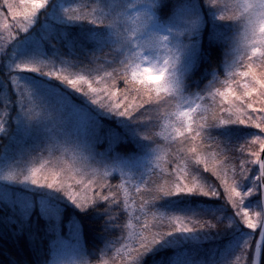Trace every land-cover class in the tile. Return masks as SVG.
Returning <instances> with one entry per match:
<instances>
[{
    "label": "snow or ice",
    "instance_id": "1",
    "mask_svg": "<svg viewBox=\"0 0 264 264\" xmlns=\"http://www.w3.org/2000/svg\"><path fill=\"white\" fill-rule=\"evenodd\" d=\"M66 2L0 3V201L34 240L7 264H264V0Z\"/></svg>",
    "mask_w": 264,
    "mask_h": 264
},
{
    "label": "trees",
    "instance_id": "2",
    "mask_svg": "<svg viewBox=\"0 0 264 264\" xmlns=\"http://www.w3.org/2000/svg\"><path fill=\"white\" fill-rule=\"evenodd\" d=\"M74 1V0H71ZM79 3L84 2V0H78ZM13 3L17 4L14 1ZM89 4L94 3L95 0H87ZM164 4H166L168 7L165 8V12H169L172 10V5L174 0H162ZM3 3V1L1 2ZM68 3H65V6ZM6 10V7L5 9ZM41 24L44 23V17L41 16L40 18ZM23 35V33H21ZM55 43V41H53ZM205 47H207V42L205 40ZM5 50L11 51V48H6ZM105 51H108L105 49ZM212 60L213 62L217 61L218 59H222V50L221 49H213L212 53ZM59 67V65H57ZM203 67H207V65H203L200 69H198L195 73V76H199L201 72L203 71ZM207 81H204L206 83ZM13 91V89H12ZM3 94V89H0V95ZM254 132H259L258 129H253ZM6 138L4 136L0 137V146H2L4 143H6ZM132 145H125L122 147L121 151H130ZM253 150H258L257 146L253 147ZM3 156L2 154H0ZM258 210V209H256ZM79 213V212H78ZM11 215V210L8 208L3 201H0V264H7V261L10 259H20L24 261H30L34 259L33 257V249H34V240L33 238H30L26 234L16 236L13 232V228L15 227L12 223H5V216ZM81 219L82 224V237H83V244L87 247H103V240L101 239V227L100 222L96 219H94L91 216H81L79 217ZM33 220H35V217H32ZM45 226V221L41 220L39 222V228H40V234L43 235ZM118 236V232L115 234ZM53 240L52 235L49 234L48 236H45L43 241L41 243L42 249L46 250L48 252V258L50 254V244ZM213 243H205L203 245H192L190 247H194L192 251L196 248H199L201 251H206L213 247ZM190 245V244H189ZM191 251V253H192ZM172 252V250H168L165 255L170 256L169 254ZM190 253V254H191ZM232 259H235V257H232Z\"/></svg>",
    "mask_w": 264,
    "mask_h": 264
},
{
    "label": "rangeland",
    "instance_id": "3",
    "mask_svg": "<svg viewBox=\"0 0 264 264\" xmlns=\"http://www.w3.org/2000/svg\"><path fill=\"white\" fill-rule=\"evenodd\" d=\"M2 1L3 0H0V3ZM12 1H14V0H12ZM15 2L17 4H19L20 3V0H15ZM78 3H79L78 0H74V1L68 0V3L66 5L69 6V4L75 5V4H78ZM175 3H177V0H174L173 5ZM158 15H159V13H158ZM10 19H11V17L9 16V20ZM5 35H6V33H5ZM2 46H3V41L0 40V47H2ZM143 67L151 68V65L145 64V65H143ZM241 70H243V69H241ZM150 74L152 76H156L157 77V80L162 79V77H159L158 74L155 73L154 71L151 72ZM54 83L60 84L61 82L54 80ZM119 86L122 88L123 87V84L121 83ZM13 91H14V89H13ZM0 108H2V105H0ZM160 130H161L160 127H157L156 131L159 132ZM2 136H3V134H0V137H2ZM160 142H161L162 146H166L169 143L167 140L164 139V137H160ZM165 159H167V156L166 155H165ZM18 163H19V166H21V167H33V166H38L40 163H42V160L40 158H38V152H36V153H33L31 157L22 159ZM2 164H3V156L0 155V165H2ZM0 183H3V182L0 181ZM112 183H117V180H112ZM130 203H132V201H130ZM78 212H80V210L79 209H75L74 206H72L71 203L69 202V206L65 209V213H64V217H63V219H64V225H63V228H62V235H63L64 239L69 243V245L74 244L75 243V240L73 239V237L69 233L68 221L72 218V216L74 214H76ZM127 221H128V217H127V215H125V216H123L118 221V223L127 224ZM119 235H120V233L118 232V236ZM52 238H53V240L51 241V244H50L49 259L52 258V253H53L54 248H55V246L53 244V241L55 240V236L52 235ZM81 243L83 244L82 232H81ZM189 246H192V244L187 245L186 247H189ZM193 248L194 247L187 248L188 251H189V254L191 253V251H192ZM173 254L174 253L172 251L169 255L172 256ZM170 256H168V257H170Z\"/></svg>",
    "mask_w": 264,
    "mask_h": 264
}]
</instances>
